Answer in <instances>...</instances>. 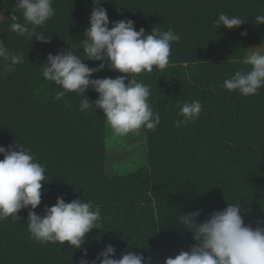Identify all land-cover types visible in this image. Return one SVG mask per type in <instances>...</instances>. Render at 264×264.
<instances>
[{"label": "trees", "instance_id": "obj_1", "mask_svg": "<svg viewBox=\"0 0 264 264\" xmlns=\"http://www.w3.org/2000/svg\"><path fill=\"white\" fill-rule=\"evenodd\" d=\"M14 4L0 0V41L25 59L15 71L0 75V146L15 147L21 141L45 165L49 181L42 182L37 213L43 215L58 196L100 206L102 223L81 246L89 260L112 244L115 258L141 252L152 264H164L165 258L194 243L192 234L175 223L177 216L200 209V223L235 199L245 224L264 220V88L243 97L220 87L235 70L246 67L239 63L246 48L264 43V24H254L255 16L264 15V0H102L110 21L131 19L136 30L172 28L181 34L162 72L154 68L151 74L129 77L150 87L149 102L161 122L155 131L143 130L147 165L115 175L106 168L102 110H79L86 95L94 101L98 94L89 88L86 95L70 93L56 101L57 86L41 76L47 54L70 47L89 67L99 63L87 60L80 49L92 0H53L55 16L37 29L50 36L49 43L10 31ZM221 12L245 23L214 30ZM106 72L119 73L105 67L92 78H104ZM193 100L203 106L200 116L176 128L178 102ZM18 215L19 221H0V264H77L80 249L67 242H35L27 228L28 210Z\"/></svg>", "mask_w": 264, "mask_h": 264}, {"label": "clouds", "instance_id": "obj_2", "mask_svg": "<svg viewBox=\"0 0 264 264\" xmlns=\"http://www.w3.org/2000/svg\"><path fill=\"white\" fill-rule=\"evenodd\" d=\"M101 4L102 0H92L89 26L84 30L80 48L87 60L99 63L89 67L70 47L56 54L48 53L41 65V76L57 86L53 97L56 101L70 93L86 95L89 88L94 90L97 98L90 101L86 95L87 98L80 101L79 110H102L107 125L118 137L137 134L142 129L155 131L161 117L149 102L150 87L129 77L151 74L154 68L162 72L170 63L171 46L181 41V34L172 28L153 27L150 32L142 27L136 30L131 19L110 21ZM14 5L21 15L18 17L16 11L10 14V31L49 43L50 36L46 32L38 33L37 29L55 16L53 0H15ZM245 20L221 12L213 21V27L215 30L223 25L231 30L240 27ZM254 20L255 25L264 24V15H257ZM241 35L246 36L247 32L242 31ZM246 50L239 60L246 67L235 70L220 87L251 97L264 88V50L260 45ZM24 59L23 53L10 51L0 41V75L15 71ZM105 67L121 75L92 78ZM212 89L215 90V85ZM178 104L181 119L175 121L176 128L194 122L203 111L199 100ZM0 154L3 155L0 159V221L8 218L19 221L20 210L27 209L30 239L39 244L60 246L67 242L73 250L82 252L77 264H152L151 257L141 252L129 251L115 258L116 249L112 244L105 245L89 260L87 248L81 246L86 243V235L94 228L99 229L102 223L100 206L82 198L65 202L63 196H58L53 205L45 206L43 215L37 213L34 210L41 204L42 182L49 181L45 165L37 162L32 150L18 140L15 147L12 144L0 146ZM241 212L239 199H235L224 209L213 210L200 223H197L200 209L177 216L175 223L192 234L194 243L187 251L181 250L174 257L165 258L164 264H264V220H258L256 226L245 224Z\"/></svg>", "mask_w": 264, "mask_h": 264}, {"label": "rangeland", "instance_id": "obj_3", "mask_svg": "<svg viewBox=\"0 0 264 264\" xmlns=\"http://www.w3.org/2000/svg\"><path fill=\"white\" fill-rule=\"evenodd\" d=\"M258 45L264 50V43L251 44L248 48ZM105 75L106 77L115 78L121 75V73L106 72ZM106 143L108 146L106 156L108 174L130 173L147 165L146 143L143 129L137 134L130 133L125 137H118L113 134L107 125Z\"/></svg>", "mask_w": 264, "mask_h": 264}]
</instances>
